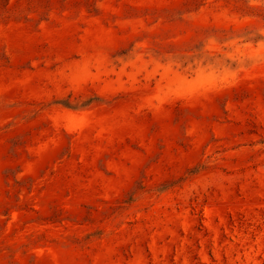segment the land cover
<instances>
[{
    "label": "rangeland",
    "instance_id": "1",
    "mask_svg": "<svg viewBox=\"0 0 264 264\" xmlns=\"http://www.w3.org/2000/svg\"><path fill=\"white\" fill-rule=\"evenodd\" d=\"M0 264H264V0H0Z\"/></svg>",
    "mask_w": 264,
    "mask_h": 264
}]
</instances>
